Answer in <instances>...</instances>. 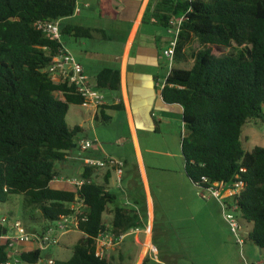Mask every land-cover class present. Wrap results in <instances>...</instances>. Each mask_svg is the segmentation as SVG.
<instances>
[{
    "label": "trees",
    "instance_id": "16d2710c",
    "mask_svg": "<svg viewBox=\"0 0 264 264\" xmlns=\"http://www.w3.org/2000/svg\"><path fill=\"white\" fill-rule=\"evenodd\" d=\"M76 5V0H0V203L23 195L24 214L36 221L39 211L43 229L71 214L70 204L80 195L89 206L81 236L71 257L54 264H126L124 256L96 255L101 232L120 237L144 225L136 211L116 205L117 196L107 188L111 176L99 183L93 176L100 168L85 165L80 189L54 185L60 177L57 163L67 160L84 131L71 127L67 114L85 99L73 85L50 77L47 69L64 46L36 23L70 18ZM99 6L103 19H118L112 0H100ZM155 10L158 24L166 28L172 15L184 17L162 97L183 108L186 175L195 186L241 184L229 205L238 206L248 239L264 249V147L246 151L242 140L246 125L264 123V0H160ZM66 33L91 36L81 27L67 26ZM195 42L199 48L191 51ZM233 48L236 53L223 54ZM92 86L120 91V70H101ZM121 108L102 105L97 122L108 123L107 110ZM109 205L115 208L107 224ZM6 250L0 245V264L8 259ZM42 257L40 249L22 255L28 264Z\"/></svg>",
    "mask_w": 264,
    "mask_h": 264
},
{
    "label": "crops",
    "instance_id": "0c3cea01",
    "mask_svg": "<svg viewBox=\"0 0 264 264\" xmlns=\"http://www.w3.org/2000/svg\"><path fill=\"white\" fill-rule=\"evenodd\" d=\"M159 1L160 0H112L114 8L118 12V19L108 20L103 19L100 15V0H79V11L74 14V16L62 20L61 25L62 31L67 26L81 27L90 31L91 36L86 37L87 39H104L110 41L113 45L119 46L116 51H110L106 54L98 53L99 56L104 57L107 65H105V67H99L98 62H96V68L94 67L92 69V67L83 63L82 60H79L78 57H76V49L74 50V54L72 49H69L67 45H63L65 50L70 52L83 66L84 72L89 78V82L91 83V80L95 81L91 84L96 83L97 75L105 68L120 70L121 90L110 91L111 93L107 94V91H103L106 96V102L104 105L109 107L120 104L122 107L120 110L109 109L107 110V114L111 116L112 121L117 119L118 115L123 116V120L127 127L126 134L129 138H131V140H133L141 179L144 184V188L148 192L150 203L148 204L149 224L143 223V227L131 229L128 233L124 234V239L118 247L127 253L133 251V248L140 246L148 248L147 252L150 254L149 256H146L145 259L149 258L152 261V263L149 264H184V261H181L184 260V257L180 260H176L175 256H161L160 253L162 251L160 248L162 244L159 246L155 242L153 230L150 227L152 226L151 221L153 219L154 210V206L152 207V204L154 205V203L150 192L151 185L148 167L144 161L139 137V134L142 131L158 133L161 132L162 126L164 125L170 126L176 121L183 122L182 106L179 104H168L162 97L163 88L161 85L166 83L170 72V70H168V62L163 52L169 46L172 37L168 33L167 28L159 25L157 22L158 17L156 15L158 14L155 9ZM91 19L98 21L95 25H93L89 22ZM103 21L107 23H104ZM101 23H103V25ZM66 34L74 38L72 34ZM81 44L83 47H87L88 45L86 42H81ZM93 54L94 52L87 50L85 57L90 60ZM73 107H75L74 111H72ZM79 108L84 109L81 112L82 118H80V121L77 122V124L71 126H80L84 130L78 144L83 139L97 141V137L96 139L92 138L95 137L96 134L94 123L97 122L96 117L98 116L100 110H95V108L87 107L84 104H72L67 117L71 116L73 120H78L77 115L80 111ZM97 143V150H90L83 155L75 154L72 156V151H70L67 159L80 162V168L76 167V165L69 167L77 169L76 174L79 175L75 174L73 177L60 176L55 180L54 185L62 187L68 184L73 186L69 180L80 178L82 176L85 170V164L83 162L84 158L99 160L106 158V156L103 157L101 155V153L106 154L105 150L101 146L102 144L98 141ZM77 148H79V145ZM108 175L111 177L107 188L111 193L116 195V192L111 190L110 182L116 175V180L119 186L120 182H123V178L122 174L120 175L115 168L99 169V172L93 176V179L103 184L105 182V177ZM194 187L197 189L195 185ZM118 200L119 198L117 196V201ZM213 200L214 202H211V199L206 204L210 205L211 203H217L219 205V201L217 199L214 198ZM109 208L114 211L115 205H109ZM218 208L221 210L220 205ZM218 215L219 220H212L213 223L210 224L207 231L196 233V240L192 238L182 239L183 247H196V262H198V264H241L242 256L240 248L232 236L224 216L219 213ZM142 233H144L142 235L144 236L143 240L140 237ZM130 236H133V238L129 239ZM132 244H134V246ZM195 249H192L191 252L195 253ZM114 250L115 248L108 250L106 256L114 257ZM163 252L174 254L188 253L186 249L177 250L171 248L166 249ZM263 252L264 249H262V253ZM200 254L206 255L201 256ZM158 255L161 257L158 258ZM154 257H157V259ZM53 259H57V257ZM145 259H142V262L141 259L137 260L136 264H144Z\"/></svg>",
    "mask_w": 264,
    "mask_h": 264
},
{
    "label": "rangeland",
    "instance_id": "374dc122",
    "mask_svg": "<svg viewBox=\"0 0 264 264\" xmlns=\"http://www.w3.org/2000/svg\"><path fill=\"white\" fill-rule=\"evenodd\" d=\"M98 20H89L90 23L95 25ZM101 22V21H100ZM99 22V23H100ZM104 23H107L103 21ZM103 25V23H101ZM77 40V41H76ZM81 42H86L87 47H83ZM61 43L67 45L69 49H72L75 54V49L77 50L75 54L79 60L83 63L88 64L92 69L96 66L98 62L99 67H105L107 65L104 57L99 56L100 54H106L110 51H116L119 46L113 45L110 41L104 39L90 40L86 37H71L68 34L62 36ZM199 48L198 42H195L191 48L192 50H197ZM87 50L94 52L91 59L85 57ZM236 49H225L223 54L234 52ZM167 60V59H166ZM168 62V61H167ZM96 68V67H95ZM169 68V64H168ZM169 70V69H168ZM91 80V83H94ZM105 93V92H104ZM107 93H111L107 91ZM78 120H73L67 117V122L70 126L77 124L82 118L81 112L84 110L79 108ZM75 110L73 107L72 111ZM120 116V117H119ZM95 127V137L99 143H101L106 154L101 153V155L107 158L114 159L117 162H123L122 167L123 182H118L116 180V175L114 179L110 182L111 190L116 192L119 200L116 205L134 210L138 213L140 220L143 223L149 224V203L150 199L147 190L144 188V184L141 179L140 169L136 157V152L133 145V140L129 138L126 134L127 127L123 120V116L118 115L117 119L110 120L108 123L98 121L94 123ZM184 133L183 122L176 121L170 126H162L161 132L151 133L142 131L139 134L140 145L144 161L148 167L149 179H150V192L153 200L154 206L153 219L151 221L154 239L157 245H161L160 255L175 256L176 260H180L184 257V264H198L196 262V247H183L182 239H195L196 233H201L202 231H207L210 224L213 223L212 220H219V215H223V208L220 205L221 210L218 208L219 205L211 203L206 204L209 200H204L198 195L197 189H195L193 183L190 181L185 172V161L182 155L181 140L182 134ZM243 146L246 151H251L256 146L264 147V123L256 125L254 122L246 125L244 128L243 136ZM98 143L89 149L97 150ZM86 151V152H88ZM86 152L80 151L79 148H74L72 150V156L75 154H85ZM105 159V158H104ZM76 165L80 168V162L73 161L72 159H67L63 162L57 163V171L60 176L63 177H73L76 174L77 169H72L69 166ZM79 175V174H76ZM113 206V205H112ZM112 209H108L105 214V222L110 224L112 222ZM24 197L23 195H12L10 196L7 203H0V221L4 216H13L21 219L27 227H39V231L42 229V217L41 213L38 211L35 213L37 220H31L28 215L24 214ZM236 216L240 218V213L237 212ZM230 230V227H228ZM140 235L141 239H144ZM235 241L236 238L231 232ZM80 232H73L64 235L61 238L59 246H53L48 250L43 252V256H50L57 259H66L71 257L73 253V247L79 237ZM130 236L129 239H132ZM63 239V240H62ZM167 244H166V243ZM3 241L0 239V245ZM134 246V244H132ZM238 245V244H237ZM61 246V247H60ZM114 256L117 259L122 257L127 264H136L137 260L145 259L149 256L147 248L144 246L133 248V251L127 253L120 247H114ZM186 249L188 253H166L163 252L166 249ZM240 248V247H239ZM195 249V253L191 250ZM241 252V251H240ZM244 254L249 261H263L264 262V252L261 254L259 247H257L249 239L246 241L244 246ZM201 256L206 254H200ZM160 256V257H161ZM158 255V258H160ZM154 260V259H153Z\"/></svg>",
    "mask_w": 264,
    "mask_h": 264
},
{
    "label": "built area",
    "instance_id": "2783aa9c",
    "mask_svg": "<svg viewBox=\"0 0 264 264\" xmlns=\"http://www.w3.org/2000/svg\"><path fill=\"white\" fill-rule=\"evenodd\" d=\"M79 0H76V11H79ZM184 17L172 15L167 27L168 33L172 39L169 46L164 50L163 54L168 61L169 70L172 69L175 62V50L183 23ZM36 27L42 30L49 37L61 42L62 40V25L61 20L55 22H37ZM47 72L50 74L52 80L56 83L67 82L69 85H73L77 93H79L84 99V105L87 107H93L95 110H100V107L105 104L106 96L102 90H98L92 86L89 82L88 76L84 72L83 66L76 60V58L68 51H62L59 55L53 58ZM162 88L165 87L161 85ZM96 140L83 139L79 142V148L81 151H88L96 145ZM83 162L86 166H94L100 169L103 168H115V170L121 175L123 162H117L114 159H93L84 158ZM207 183V179L204 178ZM69 182L80 189L86 180L81 178H74ZM198 195L204 199L209 200L215 197L223 208V216L230 231L236 238V243L240 247L242 263L241 264H264L263 262H252L247 259L244 254V246L248 240V230L246 226L241 222L240 218L236 216L238 212L237 205H229V200L234 194L240 193L242 189L241 184H237L236 187H227L224 182H215L207 185H196ZM229 192V193H228ZM72 211L69 215L62 216L59 220L50 224L48 227L38 230V227L30 229L26 227L21 219L13 216H4L0 221V226L3 228V232L0 233V239L3 244L7 245L8 259L2 264H28V262L22 259V255L26 252H31L40 249L42 252L48 250L53 246H58L61 242V238L73 232H78L80 222L86 221L87 212H89V206L85 203V200L76 195L75 201L70 204ZM35 230V233L33 232ZM124 239V235L117 237L110 230L103 231L96 239V255L99 257H106L108 250L118 246ZM157 259V257H154ZM34 264H54V259L51 257H42Z\"/></svg>",
    "mask_w": 264,
    "mask_h": 264
},
{
    "label": "water",
    "instance_id": "95a60500",
    "mask_svg": "<svg viewBox=\"0 0 264 264\" xmlns=\"http://www.w3.org/2000/svg\"><path fill=\"white\" fill-rule=\"evenodd\" d=\"M33 232L35 233V230ZM260 250H261V254H262V249H260Z\"/></svg>",
    "mask_w": 264,
    "mask_h": 264
},
{
    "label": "bare ground",
    "instance_id": "6f19581e",
    "mask_svg": "<svg viewBox=\"0 0 264 264\" xmlns=\"http://www.w3.org/2000/svg\"><path fill=\"white\" fill-rule=\"evenodd\" d=\"M148 249V248H147Z\"/></svg>",
    "mask_w": 264,
    "mask_h": 264
}]
</instances>
